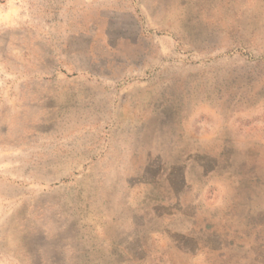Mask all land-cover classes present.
<instances>
[{"label": "rangeland", "instance_id": "obj_1", "mask_svg": "<svg viewBox=\"0 0 264 264\" xmlns=\"http://www.w3.org/2000/svg\"><path fill=\"white\" fill-rule=\"evenodd\" d=\"M168 2L0 0V264H36L33 256L19 250L20 242H32L19 234V206L62 185L78 191L82 204L86 201L81 240L90 251L89 264H264V0L229 3L235 19L232 38L226 37L206 64H232L231 78L219 74L218 80L205 78L203 86L193 84L192 91L224 95L215 106L204 100L176 113L175 123L194 142L171 143L163 151L171 156L167 164L153 159L163 145L158 129L149 134L150 141L147 135L136 137L133 144L126 136L116 137L114 144L102 142L86 152L77 133L67 135L72 128L61 119L46 125L53 135L60 134L57 139L22 138L26 117H40L32 106L36 109L42 94L33 95L28 107L22 102L21 91L30 87L74 91L75 86L97 83L113 92V111L103 112L100 127L121 131L127 121L131 126L148 115L143 99L168 82L155 69L179 74L201 69V63L184 67L167 62V56H178L171 38L158 39L163 62L154 58V49L150 57L140 42L144 29L176 17L177 12L161 15ZM70 37L85 44H77L83 48L73 47L68 55L102 62L104 77L80 75L84 81L79 82L38 72L41 65L31 63L33 53L47 56L48 43ZM191 61L199 57L192 55ZM171 87L180 91L183 85L173 79ZM128 91L135 92V106L125 97ZM153 116L152 125L158 126L161 120ZM79 123L73 122V128ZM107 142L118 149H110ZM56 144L72 152L58 153ZM63 177L71 181L62 184ZM97 181L100 189H93ZM150 196L155 203L139 207ZM67 238L68 244L75 243L73 230ZM73 259L69 256L68 263Z\"/></svg>", "mask_w": 264, "mask_h": 264}, {"label": "crops", "instance_id": "obj_2", "mask_svg": "<svg viewBox=\"0 0 264 264\" xmlns=\"http://www.w3.org/2000/svg\"><path fill=\"white\" fill-rule=\"evenodd\" d=\"M173 1L175 2H170L169 0L163 6L164 9L162 8L161 15L163 13L167 15L166 12H177L175 13L176 17L171 19L167 16L164 22L155 25V29H144L140 42L144 46L145 52L150 53V57L154 49V58L161 57L159 58L160 62L166 60L167 62L174 61L184 67L201 63L203 64L201 69L188 74L172 73L166 68L155 69L154 72L158 70L162 78L169 79V84L168 82L162 83L160 89L149 91L148 98L143 99V104L149 112L148 115L131 126L127 125L129 123L127 121L121 131L115 129L108 131L105 130V127H100L102 122L105 121L103 119V112L113 111L110 108L113 92L104 91L97 83L91 84L90 88L87 85L79 88L75 86L74 91H55L56 87L40 88L44 91H33L30 87V91H26L25 93L21 91V96H24L22 102L24 101L25 107H28L27 103L33 105L34 100H31L33 95L38 97L42 94L39 96V102H36V109L32 106V112L34 114L39 113L40 117L39 119L35 116L32 119L26 117L22 127V132L24 133L22 138H30L32 140H36L37 138H47L46 140L57 139L60 137V134L53 135L51 133L52 127H46V125L61 119L68 122L72 128L67 135L77 133L79 142L86 152L95 150L102 142L104 144L108 141L114 144L116 137L126 136L128 143L133 144L136 137L139 139L147 135L150 141L149 134L151 133V136H154L156 132L153 133V129H158L159 136L163 137V140H161L163 145H161L162 148H160L157 156L152 158L161 161L162 165L167 164V161L171 158L166 153L165 155L163 154V151L167 150L171 143H193V140L185 138L184 131L180 128L179 122L175 123L178 117L176 113H184L188 105H196L198 107L204 104V100H211L214 106L217 102H220V98L217 97H222L224 95L223 91H192L191 88H195L193 86L194 83H201L203 86V80L208 77L212 80H218L219 74L223 75L224 78H231L232 64H214L208 66L206 63L214 59L213 54L220 51V43L226 37L232 38L234 30L233 22L235 19L232 9L228 6L231 0H180V4H184L183 7L179 6L176 0ZM236 30L241 29L236 28ZM164 37L171 38L176 44L177 48L173 54L178 55L177 57L167 56L166 60L162 59L165 55H161L158 39L162 40ZM74 38L70 37L65 41L58 40L51 44L48 43L46 48L49 53L47 56L43 57L38 53L36 55L33 53L31 63L33 65H41L38 71L40 74L44 72H50L49 74L52 73L56 76L60 74L65 79L73 77L75 80H79V82L84 81L80 75L104 77L105 67L102 62L88 58L77 60L75 55H68V52L72 51L73 47L77 50L83 48V46L76 47L77 44H85V40ZM107 44L110 47L112 46V49L114 48L111 41H108ZM21 47L22 45H19V48ZM84 52L87 53L86 48ZM231 52L232 50L225 53L231 54ZM192 55L198 56L199 61L192 62ZM245 62L247 64V58ZM56 76L54 80L59 81ZM173 79H177L182 83L183 87L180 91H174L173 87H171ZM202 86L197 89H201ZM66 87L68 86L66 85ZM134 94V91H128L125 97L130 104L135 106L137 103L133 100L131 101ZM93 113L95 115L93 119H96L94 122L90 118ZM153 115L158 116L161 120L158 126L152 125ZM179 118L181 120V115ZM35 120L37 121L34 122ZM75 121H79L80 123L76 124V127L73 128V122ZM117 132L120 134L117 135ZM105 135L107 136L106 139H104ZM173 135L177 137L175 140L171 138ZM51 140L50 144L52 143ZM108 142L107 145H111L110 149H118V147ZM54 148L61 154H70L72 152L60 144ZM143 158L149 159L146 155ZM53 164H55V161H53ZM73 173V171H70V174L73 175ZM82 176L84 174L80 178ZM80 180L75 179L77 182ZM60 181L64 184L70 182L71 179L63 177ZM51 186L56 185L52 184ZM91 186L92 183H90ZM100 186V181H97L93 185V189H100ZM77 194L78 191L75 192L73 188L71 189L70 185H62L56 190L54 188L48 189L45 193V198L41 195L40 197H35L32 201L24 199L23 203L19 206V234H27L32 240L30 245L20 242L19 250L27 256H33L36 264H89L88 256L90 255V251L81 240L84 239L81 235V221L82 216L83 218L85 217L86 201L82 204V200L78 198ZM153 203H155V200L150 196L147 198V202H140L139 207L151 206ZM51 210H55V212L52 213L50 212ZM71 230L75 234V243L72 240L68 244L69 239L67 237ZM71 255H74V259L68 263L67 259Z\"/></svg>", "mask_w": 264, "mask_h": 264}]
</instances>
